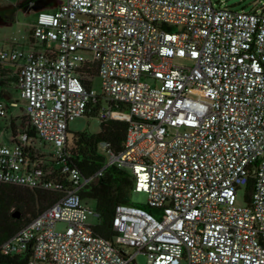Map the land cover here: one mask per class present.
I'll list each match as a JSON object with an SVG mask.
<instances>
[{
  "label": "built area",
  "instance_id": "built-area-1",
  "mask_svg": "<svg viewBox=\"0 0 264 264\" xmlns=\"http://www.w3.org/2000/svg\"><path fill=\"white\" fill-rule=\"evenodd\" d=\"M50 10L31 28L44 48L0 49L18 97L0 100V118L22 102L52 157L30 161L28 134L16 130L0 144V185L62 196L0 254L30 251L27 264H130L137 254L146 264H264L263 11L211 0H64ZM93 66L100 92L79 77ZM94 109L127 130L121 152L99 144L105 164L84 177L69 161L68 123ZM108 167L128 172L154 211L117 205L113 240L94 232L100 215L80 195Z\"/></svg>",
  "mask_w": 264,
  "mask_h": 264
},
{
  "label": "trees",
  "instance_id": "trees-1",
  "mask_svg": "<svg viewBox=\"0 0 264 264\" xmlns=\"http://www.w3.org/2000/svg\"><path fill=\"white\" fill-rule=\"evenodd\" d=\"M261 10L264 12V8ZM9 21H12V19ZM29 39L31 43L34 42L31 38V33ZM40 47L44 48L45 44H42ZM4 76V71L1 70L0 78ZM96 76V66L87 67L79 72V77L88 88L92 85L94 86ZM7 77V79L0 81V100L5 96L4 87L6 83H15L16 80L14 71ZM89 117H97V111L95 109L92 110ZM99 127L100 131L98 133H76L69 138V161L81 171L84 177L95 174L105 164V155L99 150L100 143H108L115 153H119L123 149L127 130L125 122L113 120L99 121ZM11 128L12 135H14L17 129L13 126V123L11 124ZM21 130L27 132L30 139L25 147V152L30 161L51 159V154L46 156L36 149L35 142L38 139L34 130L27 122L25 115L21 118ZM132 189L133 181L128 172L115 167H108L96 182L80 192L82 199L90 201L96 212L100 215L101 222L94 227V232L98 236L109 240L114 239L112 218L115 207L119 204H130L128 196L132 192ZM246 190L250 194L252 191V181L249 182ZM61 196L62 192L29 190L11 185H0V245L28 224L40 212L55 204ZM141 207L152 212V209L146 205ZM14 212L19 213L18 218L13 217ZM29 259L30 251L20 255L5 256L0 254V264H27Z\"/></svg>",
  "mask_w": 264,
  "mask_h": 264
},
{
  "label": "rangeland",
  "instance_id": "rangeland-1",
  "mask_svg": "<svg viewBox=\"0 0 264 264\" xmlns=\"http://www.w3.org/2000/svg\"><path fill=\"white\" fill-rule=\"evenodd\" d=\"M23 0H13L10 3H21ZM63 2L64 0H60ZM216 6L222 7L227 6L233 10H244L253 11L258 9L261 11L264 8V0H211ZM4 0H0V4H5ZM45 11H51L46 9ZM264 13V12H263ZM37 18V12L28 11L25 12L23 9H18L12 18V21H7L4 24H0V49H10L17 47L20 49H33L32 43L30 42V29L34 25ZM37 49H41L38 43L33 42ZM55 46V44H52ZM39 47V48H38ZM9 67H13L8 65ZM94 89L100 92V82L98 79L94 80ZM6 97H11L12 100H17V93L14 83H6L5 87ZM7 102V100L5 101ZM24 115L22 105L18 108L10 109L8 114L4 118H0V143L10 145V138L12 137L11 124L17 130H21V118ZM69 134L73 135L76 133H98L100 131L99 120L97 117L82 116L76 118L68 123ZM36 149L48 156L52 153V147L49 144H42L39 140L35 142ZM128 201L132 205L143 206L147 203V196L142 192H130ZM236 204L239 206L245 205L244 189L241 188L237 192ZM154 213V211H152ZM93 221V220H90ZM64 224L59 223L57 230H63ZM133 252V250H130ZM130 264H146V257L143 254H137L134 256V262Z\"/></svg>",
  "mask_w": 264,
  "mask_h": 264
},
{
  "label": "flooded vegetation",
  "instance_id": "flooded-vegetation-1",
  "mask_svg": "<svg viewBox=\"0 0 264 264\" xmlns=\"http://www.w3.org/2000/svg\"><path fill=\"white\" fill-rule=\"evenodd\" d=\"M60 0H23L21 3H5L0 4V21H9L13 18L14 13L18 9L32 11V8L39 5H45V9H52L55 5L59 6ZM6 8V9H3Z\"/></svg>",
  "mask_w": 264,
  "mask_h": 264
},
{
  "label": "crops",
  "instance_id": "crops-1",
  "mask_svg": "<svg viewBox=\"0 0 264 264\" xmlns=\"http://www.w3.org/2000/svg\"><path fill=\"white\" fill-rule=\"evenodd\" d=\"M24 11H25V12H28V10H24ZM30 33H31V29H30ZM32 46H33V49H37V48H36L37 46H36L34 43H32ZM39 47H40V46H39ZM39 47H38V48H39ZM13 48H17V47H13ZM10 66H12V65H10ZM3 71H4V75H5V76H4L2 79L5 80V79L8 78L7 76H8L12 71H15V68H14V66H13V67H9L8 65H5ZM14 84H15V83H14ZM5 94H6V93H5ZM2 100H3V101H6V100H7V101H11L12 99H11V97H6V95H5V96L2 98ZM19 105H22V102L19 101ZM9 142H10V140H9ZM0 144H1V143H0Z\"/></svg>",
  "mask_w": 264,
  "mask_h": 264
},
{
  "label": "water",
  "instance_id": "water-1",
  "mask_svg": "<svg viewBox=\"0 0 264 264\" xmlns=\"http://www.w3.org/2000/svg\"><path fill=\"white\" fill-rule=\"evenodd\" d=\"M56 7H57V5L54 6V8H56ZM3 9H6V8H3ZM44 9H45V5H39V6L33 7L32 11L33 12H39V11L44 10ZM4 23H5L4 20L0 21V24H4ZM13 217L14 218H18L19 217V213L18 212H14Z\"/></svg>",
  "mask_w": 264,
  "mask_h": 264
}]
</instances>
